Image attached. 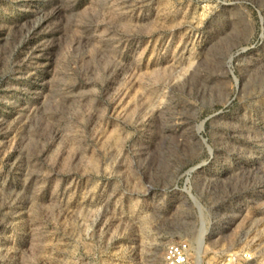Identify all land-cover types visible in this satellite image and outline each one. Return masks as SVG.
<instances>
[{
    "label": "rangeland",
    "instance_id": "obj_1",
    "mask_svg": "<svg viewBox=\"0 0 264 264\" xmlns=\"http://www.w3.org/2000/svg\"><path fill=\"white\" fill-rule=\"evenodd\" d=\"M264 264V0H0V264Z\"/></svg>",
    "mask_w": 264,
    "mask_h": 264
},
{
    "label": "built area",
    "instance_id": "obj_2",
    "mask_svg": "<svg viewBox=\"0 0 264 264\" xmlns=\"http://www.w3.org/2000/svg\"><path fill=\"white\" fill-rule=\"evenodd\" d=\"M248 251H233L226 254L216 264H240L242 261L250 260ZM165 264H192L191 246L188 242H172L168 244L164 252Z\"/></svg>",
    "mask_w": 264,
    "mask_h": 264
}]
</instances>
